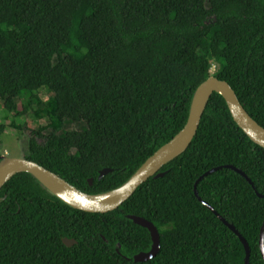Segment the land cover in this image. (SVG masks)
<instances>
[{
  "label": "trees",
  "instance_id": "1",
  "mask_svg": "<svg viewBox=\"0 0 264 264\" xmlns=\"http://www.w3.org/2000/svg\"><path fill=\"white\" fill-rule=\"evenodd\" d=\"M211 78L264 128V0H0V102L17 118L51 115L35 129L13 125L30 131L24 159L88 195L127 184L186 127ZM226 167L254 187L224 169L200 182L199 197L245 238L250 263L264 264V149L220 94L166 176L115 212L76 210L32 175L15 176L0 192V264H245L239 237L195 195L205 174ZM131 216L160 233L149 262L134 261L153 242Z\"/></svg>",
  "mask_w": 264,
  "mask_h": 264
},
{
  "label": "water",
  "instance_id": "2",
  "mask_svg": "<svg viewBox=\"0 0 264 264\" xmlns=\"http://www.w3.org/2000/svg\"><path fill=\"white\" fill-rule=\"evenodd\" d=\"M215 94H220L226 100L231 114L237 125L244 133L258 146L264 149V128L261 127L246 111L241 104L237 94L229 83L221 81L217 78H211L203 83L196 91L189 121L186 127L167 145L161 148L153 157H151L141 169L125 184L122 188L103 195L92 196L79 191L71 186L68 182L52 173L51 171L41 167L40 165L25 159L0 158V192L5 185L15 176L20 174H30L38 182H40L51 194L57 197L68 206L90 214H108L117 211L127 201H129L138 189L146 184L150 179H160L166 176L161 173L162 169L168 164L182 156L192 145L195 137L200 129L204 114L211 98ZM224 169H231L254 187L252 181L245 173L235 167H226L214 169L205 174L195 186V195L210 211H212L231 231H233L240 239L246 250L245 264H251V249L245 238L230 225L223 217H221L208 203L204 202L198 193V185L205 178ZM112 170H104L100 174V180L112 173ZM93 184V180L90 181ZM118 193L115 197L106 198L107 196ZM260 198L264 196L258 194ZM136 225L147 229L152 238L153 247L151 252L142 253L134 258L136 263H146L155 259L161 251V236L158 229L149 221L139 217H129ZM64 244L73 247L76 241L64 239ZM261 252L264 258V225L261 230Z\"/></svg>",
  "mask_w": 264,
  "mask_h": 264
},
{
  "label": "rangeland",
  "instance_id": "3",
  "mask_svg": "<svg viewBox=\"0 0 264 264\" xmlns=\"http://www.w3.org/2000/svg\"><path fill=\"white\" fill-rule=\"evenodd\" d=\"M217 67H213V74L216 72ZM40 100L44 103V107L49 106L50 109L51 102L50 96L46 90L39 92ZM27 98L24 100H19L18 104L22 108L23 103H27ZM44 107H42L44 109ZM51 120V115L47 112L43 113L41 118H37L34 115L28 117L17 118L15 114H8L4 109L2 103L0 102V125H9L8 130L2 137V148L0 149V155L2 158L10 159H24L28 151V141L30 136V131L19 132L13 125L20 126L26 125L30 129H35L38 125L47 123Z\"/></svg>",
  "mask_w": 264,
  "mask_h": 264
},
{
  "label": "bare ground",
  "instance_id": "4",
  "mask_svg": "<svg viewBox=\"0 0 264 264\" xmlns=\"http://www.w3.org/2000/svg\"><path fill=\"white\" fill-rule=\"evenodd\" d=\"M118 193H114V194H111L109 196H107L106 198H112V197H115Z\"/></svg>",
  "mask_w": 264,
  "mask_h": 264
}]
</instances>
